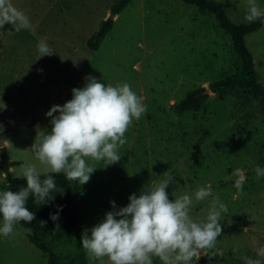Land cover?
<instances>
[{"label": "rangeland", "instance_id": "1", "mask_svg": "<svg viewBox=\"0 0 264 264\" xmlns=\"http://www.w3.org/2000/svg\"><path fill=\"white\" fill-rule=\"evenodd\" d=\"M220 1L234 21L250 23L245 20L248 0ZM114 2L11 0L30 24L19 32L10 23L0 28V131L9 141L0 145V191L8 188L7 165L14 176L25 162L34 164L39 173L51 171L36 159L31 145L38 128L51 130L46 112L66 91L83 87L89 74L106 85L127 83L146 111L128 126L127 142L118 149L119 162L105 166L103 160L85 158L97 167L90 181L84 185L71 181L81 225L58 231L51 239L54 248L99 264L82 247L79 230L82 235L100 221L111 210L110 201L126 206L130 194L139 195L171 175L169 199L189 194L194 220L206 217L214 197L226 208L221 211L222 232L214 248L201 250L194 264H245V256L257 259V251L264 248V176L257 178L253 169L264 168V109L259 100L246 99L234 90L211 89L213 82L241 69L232 35L214 13L196 4L132 0L115 16L100 47L91 49L88 40L111 14ZM256 3L264 12V0ZM40 39L56 50L54 55L39 58ZM247 45L264 82V25L247 35ZM18 63L33 76L30 81L56 83H40V88L32 89L16 82L15 96H28L25 107L7 104L6 81L18 77ZM50 76L56 79L47 80ZM201 88L208 89L202 107L180 110L188 94ZM236 170L243 176L242 189L235 186ZM209 185L212 196L196 201L195 191ZM13 229L8 237L0 234V264H50L46 252L29 239L26 226L17 222ZM203 251L216 255L209 257ZM103 259L110 264L107 257ZM152 259L153 264H161L159 258Z\"/></svg>", "mask_w": 264, "mask_h": 264}, {"label": "clouds", "instance_id": "2", "mask_svg": "<svg viewBox=\"0 0 264 264\" xmlns=\"http://www.w3.org/2000/svg\"><path fill=\"white\" fill-rule=\"evenodd\" d=\"M264 20V12L256 0H248L245 20ZM10 23L16 32L29 27L30 21L24 12L18 10L11 0H0V28ZM39 58L55 54L46 39L37 43ZM42 71V70H41ZM146 108L127 83L105 84L95 76L85 77L83 87L72 89V98L63 105L54 104L46 112L50 117L51 130L39 128L31 145L36 159L50 167L51 173H39L34 164H21L17 178L25 179L26 186L19 190L0 191V216L3 224L0 234L8 237L13 233L15 223H32L36 213L28 209L29 197L34 203L43 204L52 199L57 188L52 174H63L68 181L84 185L90 181L97 167L91 166L85 158L105 161V166L119 162L118 149L127 141L125 132L133 119L139 120ZM257 178L264 176V168L253 169ZM43 175V179L41 176ZM237 189H242L243 176L236 170ZM169 175L162 182L143 189L139 195L132 193L126 206L112 208L104 217L87 228L81 235L82 247L89 258L105 264H153V257L161 264H194L193 258L201 250L212 249L221 235V211L226 210L219 197H214L203 220H194L190 215L193 199L184 194L170 200L166 191L173 182ZM195 200L203 201L212 196L211 185L195 191ZM62 210V207L59 209ZM59 210L50 213L52 221H58ZM46 222L42 221V226ZM203 255L215 256L203 251ZM257 259L243 257L245 264H264V248L256 253ZM197 261H195L196 264Z\"/></svg>", "mask_w": 264, "mask_h": 264}, {"label": "trees", "instance_id": "3", "mask_svg": "<svg viewBox=\"0 0 264 264\" xmlns=\"http://www.w3.org/2000/svg\"><path fill=\"white\" fill-rule=\"evenodd\" d=\"M131 1L115 0L111 7V12L118 15ZM184 1L198 5L203 11H210L215 14L219 24L232 35L234 49L241 59L240 71L213 82L211 89L224 93L234 90L246 99L255 98L259 100L264 109V82L260 80L254 54L247 45V35L262 27L264 20L258 19L250 23L236 22L229 16L226 4L220 0ZM113 21L106 27L103 33L98 35V31H96L89 38L88 45L91 49L96 50L100 47L103 37L111 29ZM205 90L206 88H201L191 91L179 104V109H200L204 100L208 97V94H204ZM34 122L35 119H31L29 124H33ZM12 163H15V161H12ZM6 170H8V188L6 190L11 189L17 191L21 186H26V180L14 176L9 170V165H7ZM46 173H51V171ZM52 175L55 177L57 188L61 191L63 190V192L52 193L54 199L43 204L34 203V197L30 196L26 206L30 211L36 213V219L32 223L24 221L18 223L28 228L29 239L46 252L50 264H88L83 256L72 257L70 254L56 250L51 243V239L56 237L58 231L65 228H79L81 225V216L79 214L72 182L66 180L63 174ZM41 179H43V175ZM61 207L62 210H59ZM58 210L59 218L58 221L54 222L49 218L50 213H56ZM42 221L46 222L45 226H42ZM78 235L81 238L80 230Z\"/></svg>", "mask_w": 264, "mask_h": 264}, {"label": "crops", "instance_id": "4", "mask_svg": "<svg viewBox=\"0 0 264 264\" xmlns=\"http://www.w3.org/2000/svg\"><path fill=\"white\" fill-rule=\"evenodd\" d=\"M17 68L19 70L18 77H16V78H10V79H8L6 81V83H7L6 92H7L8 97H9L8 98L9 99L8 100L9 102L7 104H9L11 106H15V107L16 106L25 107L26 105H28V96L22 97V98H17L15 96L16 89L14 88V84L16 82H23L26 85H29V86L31 85L32 86V89H38V88H40V86H39L40 83H48L50 86L56 85V83L55 82H52V81H50V82H46V81H43V82L39 81L38 82V81H34V80L30 81L28 78L33 77V76L28 71H25L24 70V64L18 63L17 64ZM39 73H41V72H39ZM40 77L41 76L38 77L39 80H40ZM43 77H45V76H43ZM55 79L56 78L54 76H50V79H47V80H55ZM57 82L60 83V81H57ZM59 87L61 89V87H62L61 84H59ZM71 94H72V91L71 92L66 91V93L62 95V98L59 97L55 101V104L63 105L66 101L70 100L69 98L71 97ZM60 98H61V100L59 101ZM25 116H28V115H25ZM48 119H50V117H48ZM5 144H7V145L9 144V141L6 140V139H5ZM9 158H11V157H9Z\"/></svg>", "mask_w": 264, "mask_h": 264}, {"label": "water", "instance_id": "5", "mask_svg": "<svg viewBox=\"0 0 264 264\" xmlns=\"http://www.w3.org/2000/svg\"><path fill=\"white\" fill-rule=\"evenodd\" d=\"M116 13L111 12V14L103 21L101 28L98 31V35H100L101 33L104 32V30L106 29V27L115 19ZM208 89H206L207 91ZM5 144V140L3 137V132L0 131V145H4Z\"/></svg>", "mask_w": 264, "mask_h": 264}]
</instances>
